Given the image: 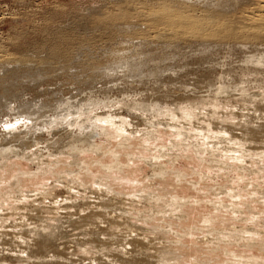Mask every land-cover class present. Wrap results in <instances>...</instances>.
Returning a JSON list of instances; mask_svg holds the SVG:
<instances>
[{"label": "rangeland", "instance_id": "374dc122", "mask_svg": "<svg viewBox=\"0 0 264 264\" xmlns=\"http://www.w3.org/2000/svg\"><path fill=\"white\" fill-rule=\"evenodd\" d=\"M132 1L137 2H134V4ZM132 1L0 0V121L2 119H6V117L3 115H7V113H9L13 118L14 116L22 115L24 110H21V106L23 105H28L27 107L31 108V110L35 112L38 111L39 113L37 112L36 114H38L39 118L41 117L40 122L38 121L39 123H37V126L35 127V130L37 128V132L32 130V133L36 132L37 135L40 134V140L30 144L31 147H26V151L23 148L17 147V153L21 152L22 155L20 153L21 156L15 158L13 157V154H11L10 156L12 159L10 158L7 160L5 166L0 168V180L2 179L0 181V183L2 182L1 184H3L4 180L9 182H14V180L16 181V178H20L22 180V184L20 183L18 188H8V185V187L6 186L7 188H3V186L0 184V186H2L0 187V196H4H2L1 199L2 204H0V210L2 209L3 211H0V214L4 216V219H8V221L4 224L0 222V226L2 225V227H0V258L6 259L4 263L2 261L0 264H17L13 262L11 257H26V254L20 255L18 252L20 251V248L15 242H19V244H22V242L19 240L17 241L16 234L22 230L26 231L32 228L35 225V221L31 220L28 223H22L21 219H19L21 215L26 217L33 216V218L41 217L42 219H46V223L52 226H56L58 223L57 225L60 226V231H64L63 233L65 234V238L62 239L61 242L59 241L57 243L58 247L55 249L56 251L63 253V258H60L59 262L74 260L79 264L81 261L78 262L79 259L77 257L83 256L87 258V260L82 264H92L93 262H90V260L93 257H100L102 260H100V262H103V264H117L118 262L121 263V260H113L114 258L111 255L112 253H108L106 255L102 254L100 256H95V254L88 255L80 252L81 248L79 249V247L76 251H74L77 240L86 241L90 238L89 236H84V230L90 229L91 231L93 230L98 232L100 227L101 229L107 228V224L103 223L102 220H96L99 223L97 222L96 225L91 228L88 226L85 228V226L80 230H74V228L71 227V224L68 222L70 221V223H73L75 221H79V217L88 216L91 212L95 214H103L105 221L114 220L116 218L115 216L120 214L118 210H114L116 207H124L125 209L129 210L131 214L129 223L133 224L137 228H141V230L139 229L137 232L131 233V236H129L127 232L129 230H127L125 225H123L120 228L118 227V230H111L113 231L112 233L106 231L104 236H101L105 241L113 240V235H117L119 239H122L125 248L118 246L117 250L122 252V254H125L126 250L133 252L132 254L130 253V255H123L124 259H131L130 257L132 256L140 258L141 262H138L139 264H160L154 257L157 254V251L161 248H170L178 256H181L184 258V260L186 259V262L184 261L182 264H194L196 262L197 264H210V262L211 264H228L227 262L232 258V253H234L233 256H246L245 254H247L246 257L264 258V250L262 247L264 244V222L262 223L264 220V218H262L264 217V199H260L259 196H256V198L253 200L251 197H255L252 194L253 191H258L259 189L264 191V173L260 172L256 167L246 164L245 167H247L249 171H235L233 169L226 170L221 169V167H216L215 164H212L211 157L208 155L200 153L198 156H194L195 154L191 151H187L188 153H186L184 149L177 148L172 149V151L166 150V148H168L170 145H173L171 141L176 139L172 137V135L176 134H172L170 129L168 130L163 127H160L158 130L154 129L158 139L156 141L154 140L155 142L153 141L147 144H144L143 141L138 139L140 136H134V134H131L133 135L131 137L132 139H130L126 144V148L119 146V144H121V139L118 141L115 139L113 140L106 134L99 133L98 135L94 136L93 141L95 145L97 147H101L104 152L99 153V155H95V153L92 154L91 152L79 154L76 158V161L67 155L58 154V152H56L58 155H56L55 152V154L51 153L55 155V157H52L53 155L50 154L48 147H52L53 149L55 147V149H57L59 146L61 147L63 145L61 152L64 151L67 153L70 152L69 145L73 144V140L71 138H67L68 133L64 134L65 137L63 134H60V131L63 132V130H61L62 127H59L58 129V127L50 128L46 125L49 120L55 118L54 116H56V114L57 116L65 114L64 109L66 106L65 103L67 102L74 104L76 103L75 100H77L78 103L85 105L87 108L89 100H99L97 102L103 103L101 105L97 104L100 105L97 106L98 108L87 109L88 112L84 114L89 113L93 115H101L104 113H112V116L117 114L121 116V118H125L131 122V114L125 108L121 109V107L118 105L120 103L118 102H124L127 100L124 103L128 104L129 102V104H131L132 101L137 102V100H140L154 104L163 103L168 105L179 101H182L184 104L188 102H194V100L196 101L197 97L201 98L202 96H207L205 93L206 89H203L205 83H202L206 81V77L209 79L213 73L214 78L218 79L221 78L222 74H225V79L227 81H232V77L226 75L224 72H229V74H231L233 72L232 68L236 69L238 66H243V64L240 63L241 61L236 58V54L231 51V49H228V47L222 50H213L206 54L201 53L196 49H186L189 53L187 55L180 54L182 57L179 55L177 58V55L172 52L173 49H175L174 46L171 49V47L165 45L168 43V41H166L164 38L163 40L167 42L165 43L162 41V39H159L158 37L160 35L157 34L158 31L156 32V30H152L156 33V35H151V38L149 34H153V32L148 29L150 28L148 21L145 24L142 23L146 15H148V17L155 18L157 14L162 11L161 9L163 7H160L161 5L158 4L159 0H139V2L138 0ZM166 1L172 2V0ZM194 1L195 0H193V2ZM218 1L220 0H200L202 4H208L207 6H211L212 4L214 5L215 2ZM142 2H144V4ZM124 4L126 5L124 6ZM136 4L137 7L135 6ZM206 4H203L205 5L204 7H206ZM122 6L123 9L121 8ZM142 11L143 13H140ZM124 12L129 14V19H131V21L125 19L124 21H121L122 19L119 20L116 18L117 16L124 14ZM132 17H134V19ZM154 18H145L144 20H152ZM138 19L142 22H138ZM134 22H136V24H134ZM126 23H131L134 27L143 25L144 28H133L126 25ZM129 27H131V29ZM153 27L155 28L156 26ZM124 28H126L125 30L130 31L126 32ZM160 28H162V26ZM104 29H107V32L104 31ZM137 30L139 34L141 33L140 35H137L138 33L134 34L137 32ZM143 31L145 33H143ZM148 36H150V40H153H149L150 42L147 40L145 41L146 37ZM139 37H141L140 39L143 37L144 41H139ZM141 42L146 44L143 43V45ZM147 43L151 44L148 45ZM154 43H156L157 46ZM157 43L161 44L158 45ZM126 44L129 47L131 46V50L126 46ZM189 46H191V44H189ZM121 50L123 51L121 52ZM124 51H128L129 53ZM212 53L214 54L211 55ZM202 56L203 59L200 61ZM205 56L209 57L205 58ZM22 59L28 61L19 63L22 61ZM208 70L215 71L211 72L210 75ZM249 77L251 79L255 78L251 76ZM249 77L247 76V78ZM255 90H253V92L258 91L257 89ZM237 94L238 93H235L234 95ZM190 96L192 97L189 98ZM72 97L75 99H71ZM238 98L239 96L232 97L231 101L236 102L240 99ZM85 103H87V105ZM242 103L243 102H239L240 105H243ZM8 105L14 106L15 110L13 112L7 110ZM58 106L60 109H58ZM262 106L263 104H261V107ZM235 108H238L233 109L238 118L233 120L234 122H231L233 129H236V131H234L232 128L230 129L232 134L234 133L241 137H243L245 134L248 135L245 138H249V135H253V133H251L252 128L254 129L255 134H259V136L256 138L254 137L255 139L251 142L253 144L251 146H263L264 108L263 111L243 110L240 107ZM137 116L142 115L137 114ZM137 116L133 117L134 119L132 121L135 125H131L130 128V130H133L135 133L137 129H142L138 128L139 126L136 125L138 123V120L136 119ZM69 118L72 119V116ZM244 121L247 122L244 123ZM42 124L45 125L42 126ZM49 131H52L53 134H51L52 132ZM129 133H132V131ZM81 138H83L82 135ZM7 141H10L9 145L13 144L12 146L14 147H16V144L18 145L16 141L10 139V136L8 137ZM4 144H7V142H4L3 145ZM9 145L7 144L6 147ZM156 148H164V150L167 152V155L162 158L163 160L160 159V157H156V159H158V161L163 164L162 169L168 172V175H166L163 179L150 178L152 175V168L149 166V164L152 162L151 160L154 159V155L158 154V152L155 150ZM111 151L118 152L120 154V156L116 155V157H119L117 160L114 159V155V157H112V155L107 154V152L110 153ZM23 153H30L27 155H31V157H28ZM48 154L51 156H48ZM40 155H43L40 157L42 159H40L39 162L42 166L38 167V160L36 161L35 156ZM25 156L26 160L24 159ZM42 162L44 164H42ZM55 162L61 163L57 164ZM73 162L79 163L78 166H72L71 164ZM153 164H158V162L154 163L153 160ZM106 165H116L115 167L118 169L114 171V174L107 173L106 170H104ZM83 167L86 169L79 172V169ZM41 169L43 172H40ZM105 174L110 176L112 179H104V183L102 184H106L108 187L112 188V191L109 194L116 193L119 195L117 197H119V200H123L122 205L119 204V206H115L116 203H114V205L111 207L107 203V198H103L106 200H103L102 198L97 199V197L92 194V192H98L95 189L97 187L94 185L95 181L98 178L105 177ZM176 174H182L184 180L181 179L180 181H177L178 179L176 180ZM23 175L25 178L22 177V179L20 176ZM125 177L126 180H122L125 179ZM110 180L115 181L112 182ZM118 180L121 181L119 182ZM116 181H118V183H116ZM253 186L256 187L254 188ZM220 187H224V189H220ZM16 189L22 194L23 197L21 198L25 199H22L24 204L22 201L18 204L15 202L16 199L14 196L21 195L16 193ZM221 190L224 192L226 191L227 194H222ZM41 191L46 193L45 195L47 197L40 195ZM233 192L239 193L240 198H242L239 200L241 204V213L237 215V221L232 217L225 215L227 213V210L225 209H222L220 212H217V210L215 211V205L213 206L212 204L213 202L220 200L225 204H231L232 198L228 195V193L233 194ZM149 194H156L157 197H161L165 200L175 197L182 199L186 204L188 203V205L182 209V216L184 217L181 218L183 219L180 218V221L175 217L174 218L176 220L174 218L164 219L161 215L159 216V214H157L160 213L158 212L160 209L157 204L159 203L161 207L163 202H156V200L144 201L143 199L142 201L140 198H136L137 196L143 195L144 197H148ZM215 195L219 196L216 197ZM187 200L190 201L187 202ZM74 203L75 205H84L83 207L79 208L80 210H78V208L74 209L67 207L69 205H73ZM106 204L107 206H105ZM228 208L230 207L228 206ZM52 209L54 210L52 211ZM82 209L85 211H81ZM74 213H76V215ZM259 214H261V216ZM207 216L208 218H206ZM254 216L257 217V220L252 224V222H250V217ZM51 217H60L62 218V222L59 223L54 222V220H49ZM23 218L25 219V217ZM209 218L212 219V225L210 226H212V228L215 230H220L221 232L226 230V232L228 231L230 233L231 231V233L237 234V229H240L239 231H241L246 228H252V230L256 232H261L262 235L260 234V236L262 237H257H260V239L263 241H261L259 238H256L254 241L255 244L250 241L252 244H249L250 247L245 241L239 242L240 240L229 243L228 245H222V247L217 245L214 246L213 244L210 246L208 242V238L210 237L208 234H206L204 230L205 226L203 225L205 219ZM258 218L261 219L259 220ZM243 219H246L245 222ZM173 220L176 223H174ZM65 221H67L68 224ZM116 221L119 223L124 222L121 219H116ZM248 221L250 225L247 224ZM13 224L16 228H11ZM23 224L26 225L23 227L20 226ZM63 224L64 226H62ZM154 226L162 227V229H165L166 227L165 230L170 231L171 234L169 233V235L168 231L166 235H155L154 233L149 232ZM199 226L201 227L199 228ZM120 230L123 233H120ZM176 231L179 232V236H177V233H175ZM248 234L250 235L249 232L245 235L247 236ZM183 235L187 237H184ZM239 235L243 236V234ZM180 237H182V240ZM134 238L137 240V242H142L144 247H135L130 243V245L127 244ZM256 240H260V242ZM6 241L9 243H7V245H2ZM261 242H263V244H260ZM246 244L248 245L247 248L245 247ZM87 245L85 247H87ZM22 246L24 245L22 244L21 247ZM115 249L116 248L114 247L110 250L118 254V251H114ZM224 254L229 256H224ZM52 255V253L48 254L49 257L45 259V261H53ZM30 262L33 263L38 261L36 259H32ZM19 264L27 263L25 262Z\"/></svg>", "mask_w": 264, "mask_h": 264}, {"label": "bare ground", "instance_id": "6f19581e", "mask_svg": "<svg viewBox=\"0 0 264 264\" xmlns=\"http://www.w3.org/2000/svg\"><path fill=\"white\" fill-rule=\"evenodd\" d=\"M134 2H137V1H134ZM138 2H139V0H138ZM144 2H142V3L144 4ZM133 3H131V4H133ZM126 4H124V6ZM137 4L135 5L136 7H137ZM158 4H160L161 5L160 7H163V8L161 9L162 11L160 13H158L155 18L154 17H148V15H146V17H144V19L145 18H149V19L154 18V19H152V20H147V19L144 20L143 19V22H142L141 21L142 18L140 17L141 20H139L140 19L139 18L138 22L141 21L142 23L145 24L148 21V25L150 27V28H148L149 30H151V31L156 30V32L158 31L157 34L160 36L159 37L157 36V37L159 39H162L163 42H165L163 40L165 38L166 41H168V43L165 42L167 44H165V43L164 44L167 45L168 47H171V49L174 46L175 49H173L172 52L177 55V58L180 54L187 55L189 52H187L186 49H189V50H193V49L195 50L196 49L197 51H200L201 53L206 54V53H210L213 50H222V49L228 47V49H231V51H233L236 54V56H237L236 58L241 61L240 63L243 64V66H238L236 69L232 68L233 72L231 74H229V72L228 73L224 72V73H226V75L232 77L231 79H233V80L227 81L225 79V74H222V73H221L222 75L220 74L221 78L216 77L218 79H215L213 73H212V76H210L211 72H214L215 70H213V71L208 70V72L210 73V75H209L210 77H209V79H208V77H206V81L202 82V83H205V86L203 89H206L205 93L207 96L206 97L202 96L201 98L197 97L196 101L194 100V102H188L185 104L182 103V101L181 102L180 101L174 102L171 105L163 104L162 102L161 103L163 105L162 104H154V103L144 102V101H140V100L139 101L137 100V102L132 101L131 104H129V102H128V104L124 103L127 100L124 102H118V103H120L118 105L121 107V109L125 108L131 114V118H130L131 122L125 118H121V116H119L117 114L112 116V113H107V114L104 113L101 115H98V114L93 115V114H89V113L84 114V113L88 112L87 109L98 108L97 106H100L103 103V102H97L99 100H97V101H90L89 100L88 101L89 104H88L87 108L85 105L78 103L77 100H75L76 103H74V104L67 102V103H65V105H66L65 109H64L65 114H63V115L59 114L60 116H57V114L55 113L57 117L54 116L55 118L52 120H49V122L46 125L49 126L50 128L58 127V129H59V127H62L61 130H63V132L60 131V134L64 135L65 133H68L67 138H71L73 140V144L69 145L70 146V148H69L70 152H67V153H65L64 151L61 152L63 145L61 147L57 146L58 147L57 149H55V147H54V149L52 147H48L50 154L54 153V152L55 153L58 152V154L67 155V156L71 157L72 159H75V161H76V158L78 157L79 154L91 152L92 154L95 153V155L96 154L99 155V153L104 152L103 149L101 147H97L93 141L94 136L98 135L99 133L100 134L104 133L107 136H109L110 138H112L113 140L115 139L118 141L121 139V144H119V146L124 148L126 146V144L129 142V140L132 139L131 137L133 135H131V134H134V136H136V135L140 136L138 139L143 141L144 144H147L149 142H153L154 140L156 141L158 139L154 129L158 130L160 127H163V128L168 129V130L170 129L172 131V134L173 133L176 134V135H172V137H174L176 139V140L171 141V143L173 145H170L168 148H166V150L172 151V149L177 148V149H184L186 151V153H188L187 151H189V152L191 151L192 153L195 154V155L193 154L194 156H198L200 153H202L204 155H208L209 157H211V163L215 164L216 167H219V168L221 167V169H226V170L233 169L235 171H246L248 169H247V167H245V165L249 164L252 167H256L260 172L264 173V145L263 146H251V145H253L251 142L254 141V139L256 137H258L259 134H255L254 129L251 128V133H253V135H249V138H245L248 135L244 134V136L241 137V136H238L234 133L232 134V132L230 131L231 128L233 129L231 122L238 118L237 115L235 114V112L233 111V109H238L235 107H240L243 110H253V111H258V110L263 111V108H264V0H220L218 2H215L214 5L212 4L211 6H207L208 4L203 3V4H206V7H204L205 5H203L202 2L196 3L194 1L192 3H189L188 1H184V0H182V1L172 0V2L171 1L169 2L166 0H159ZM126 7H124V8H126ZM131 7H133V6H131ZM121 8L123 9V6ZM127 9H128V7H127ZM138 10H139V8H138ZM127 11H125V12H127ZM118 12H120V11H118ZM125 12H124V14L117 16L116 18L119 20L122 19L121 21H124V19L131 21V19H129L130 18L129 14H126ZM140 13H143V11ZM130 14H132V13H130ZM134 17H132V18L134 19ZM144 21H146V22H144ZM114 22H116V21H114ZM127 22H129V21H127ZM134 24H136V22H134ZM123 25H124V23H123ZM126 25L131 26L133 28H138V29L144 28L143 25H139V26H135V27L132 26L131 23L130 24L126 23ZM148 25H146V26H148ZM153 26H156V27L154 28ZM161 26H162V28H160ZM114 27H116V26H114ZM131 27H129V28L131 29ZM151 27H153V28H151ZM125 29L126 28H124V30ZM106 30L104 29V31H106ZM111 30H113V29H111ZM125 31L128 32L130 30H128V31L125 30ZM152 32H153V34H151V33L149 34V32H148V34L150 36L156 35V33L154 31H152ZM122 33H123V31H122ZM137 33H138V30L134 34H137ZM143 33H145V32L143 31ZM140 34L138 33L137 35H140ZM150 36L146 37L145 41L146 40L149 41L152 38V36H151V38H150ZM124 37H125V35H124ZM128 37H129V35H128ZM136 37H138V36H136ZM126 38H125V40H126ZM140 38L141 37H139V39H138L139 41L144 39L143 37H142V39H140ZM152 40H150V41H152ZM156 40H158V39H156ZM151 43H149V44H151ZM144 44H146V43H144ZM154 44L156 45V43H154ZM157 44L160 45L161 43L160 44L157 43ZM189 44H191V46H189ZM126 46H127V44H126ZM127 47H129V46H127ZM151 48H153V47H151ZM112 49H114V48H112ZM159 49H161V48H159ZM123 50H121V52ZM126 50H127V48H126ZM130 50H131V48H130ZM117 51H118V49H117ZM128 51H124V52H128ZM114 52H115V50H114ZM215 53H217V52H215ZM117 54H118V52H117ZM213 54L214 53H212L211 55H213ZM206 56H205V58L209 57V56L208 57H206ZM154 57H155V55H154ZM129 58H130V56H129ZM202 59H203V56L200 59V61ZM153 60H155V59H153ZM25 61L27 62L28 60L22 59V61L19 63H22V62L24 63ZM21 65H24V64H21ZM142 66H143V64H142ZM96 67H97V65H96ZM152 67H154V66H152ZM166 67H168V66H166ZM136 68H138V67H136ZM134 70H136V69H134ZM129 71H130V69H129ZM133 76H135V75H133ZM247 76L248 77L251 76V77H255V78L251 79L250 77L247 78ZM85 85H87V84H85ZM255 89H257L258 91L253 92V90H255ZM201 92H202V90H201ZM234 92L238 93V94L234 95L235 94ZM232 93H234V94H232ZM196 96H197V94H196ZM235 96H239L240 99L238 98L239 100H237L236 102L231 101V98L235 97ZM191 97L192 96H190L189 98H191ZM73 98L74 97H72L71 99H73ZM178 98H179V96H178ZM233 99H235V98H233ZM84 100H85V98H84ZM184 100H185V98H184ZM190 100H192V99H190ZM239 102H243L242 103L243 105H240ZM85 104L87 105V103H85ZM97 104H100V105H97ZM115 104L117 105L116 102H115ZM261 104H263L262 107H261ZM11 105L7 106V110H9L10 112H13L15 110V107L11 106ZM27 106L26 105L21 106V108H22L21 110H24L23 113H26V114L22 113V115H17V116H14V118H13L12 116H10L9 113H7V115H3L4 117H6V119L1 118L2 120L0 121V126H1V128H0V168H3L5 166V163L7 160H9L10 158L12 159V157L10 156L11 154H13V157H15V158L22 155V153L20 151L19 152L21 153V155H20V153H17V149H16L17 147L23 148L26 151L27 148L31 147L30 144L36 142L37 140H40L39 139L40 134L39 135L36 134L37 128L35 130V127L37 126V123L40 122L41 117L39 118L38 114H36L38 111L35 112ZM249 106H251L253 108H251ZM2 108H5V107H2ZM83 108H85V109H83ZM58 109H60V107ZM7 110H5V111H7ZM54 110H55V108H54ZM29 111H30V113H29ZM80 112H83V113H80ZM137 114H140L142 116H137ZM70 116H72V119L69 118ZM134 116H137V118L136 117L135 118L138 120V123L136 125L139 126L138 128H140V129L142 128L141 130L137 129L136 133L133 130H130L131 125H135L134 122L132 121L134 119L133 118ZM245 122H247V121H244V123ZM43 125H45V124H42V126ZM32 130H35L36 132L32 133ZM144 130H146V131H144ZM233 130L236 131V129H233ZM130 131H132V133H129ZM49 132H52V131H49ZM51 134H53V132ZM56 134H58V133H56ZM56 134H55V136H56ZM81 135L83 136V138H81ZM7 136L8 137L10 136V139H12L13 141H16L18 143V145L16 144V147L12 146L13 144L9 145L10 141H7L8 140ZM66 136H67V134H66ZM64 137H65V135H64ZM4 142H7V144L9 146L6 147L7 144L3 145ZM146 147H148V146H146ZM144 149H145V147H144ZM147 150H149V149H147ZM155 150L158 152V154L154 155L153 160H154V163L158 162V164H153V160H151L152 162L149 164V166H151V168H152V175L150 178L151 179L152 178H158V179L162 178L163 179L166 175H168L167 174L168 172L164 171L162 169L163 164L161 162H159L158 159H156V157H160V159H162L167 155V152H166V150H164V148H162V149L156 148ZM111 152L110 153L107 152V154L112 155V157L115 156L114 159L117 160L119 157H116V155L120 156V154L118 152H112V153ZM23 154H25V153H23ZM27 154H30V153H27ZM27 154H25V155H27ZM33 154H34V152H33ZM50 154H48V156L53 155V154H51V155ZM58 154L56 153V155H58ZM42 156L43 155L35 156L36 161L38 160L37 161L38 167L42 166L39 163L40 159H42L40 157H42ZM28 157H31V155ZM52 157H55V155H53ZM198 158H200V157H198ZM19 159H21V158H19ZM24 159L26 160V156ZM55 163L60 164L61 162L60 163L55 162ZM42 164H44V163L42 162ZM78 164L79 163H77V162H73L71 165L72 166L74 165L76 167V166H78ZM115 166L116 165H114V166H107L106 165L105 168L104 167L103 168H104V170H106L107 173H113L114 174V171L118 169ZM235 168H237V169H235ZM85 169L86 168L83 167V168L79 169V172L84 171ZM4 171H6V170H4ZM40 172H43V170L41 169ZM100 174H103V173H100ZM194 174H196V173H194ZM20 177L22 178V177H24V175L20 176ZM176 177H177L176 180L178 179L177 181H180L181 179H183L182 174L181 175L176 174ZM109 178H111V177L106 175V174H105V177L98 178L95 181L94 185L97 186L95 189L99 193L95 191V192H92V194H94V196H96L97 199L107 198V200H108L107 203L111 207L114 205V203H116L115 206H119V204L122 205L123 200H121V199L119 200V197H117L119 195H117L116 193L109 194V193H111L112 188L108 187V185H106V184L105 185L102 184V183H104V179L109 180ZM205 178H206V176H205ZM115 180H116V178H115ZM115 180H113V181H115ZM122 180H126V177H125V179H122ZM110 181H112V180H110ZM118 181H116V183H118ZM20 183L22 184V180L20 178H16V181L14 180V182H11V181L9 182L7 180H4L3 184H1V185L3 186V188L6 187L7 185L9 186V187L7 186L8 188H10V187L18 188ZM105 183H106V181H105ZM2 186H0V187H2ZM120 186H121V183H120ZM253 187L255 188L256 186H253ZM220 189H224V187H220ZM16 193L21 194L17 191V189H16ZM221 193L227 194L226 191L225 192L222 191ZM9 194H11V193H9ZM45 194L46 193H44L42 191L40 193V195H42L43 197L44 196L47 197ZM252 194L255 196V197L251 196L253 198V200H254V198H256V196H259L260 199H264V191L261 189H259L258 191H253ZM228 195L232 198L231 204H229V205L225 204L221 200L215 201L212 204H213V206L215 205V207H214L215 211L217 210V212H220L222 209L223 210L225 209V210H227V213L226 214L224 213V214L232 217L233 219H235L237 221V215L239 213H241L240 212L241 204H240L239 200L242 198H240V194L236 193V192L235 193L233 192V194L228 193ZM2 196H0V204H2V200H1ZM17 196H14L16 199L15 202H17V204H18L19 202L22 201L24 204L23 200H25V199L21 198V197H23L22 194L20 196L19 195H17ZM217 196H219V195H217ZM26 197H28V196H26ZM226 197H228V196H226ZM251 197H249V198H251ZM136 198H140V200L143 199L144 201L145 200L146 201L156 200V202L157 201L163 202V205H161V207H160L159 203L157 204V206H159V209H160V211H158L160 213H157V214H159V216L161 215L162 218H164V219L165 218L172 219L175 217V218H177V220L179 219V221H180V218L184 217V216H182V209L188 205V203L186 204L185 201H183L182 199L171 197L170 198L171 200L170 199L165 200L161 197H157L156 194H153V195L149 194L148 197H144V195L143 196H137ZM103 200H106V199H103ZM188 201H190V200H187V202ZM156 202H155V204H156ZM201 203H203V202H201ZM17 204H15V205H17ZM83 205H80V204L75 205V203H74L73 205H69L67 207L74 208V209L78 208V210H80L79 208L83 207ZM105 206H107V204ZM228 206L230 208H228ZM15 210H17V209H15ZM53 210L54 209H52V211ZM114 210H118L120 212V214H117L115 216L116 218L114 220L105 221L103 214H100V213L95 214V213H92L90 211L91 213L89 215L87 214L88 216L79 217V221L74 220L75 222H73V223H70V221H68L69 224H71L70 226L73 227L74 230L75 229H79V230L83 229L85 226H86L85 228H87V226L89 228H91L94 225H96V223L98 222L96 220H102L103 223L107 224V228L102 227L103 229H101V227H100V229H98V232H95L93 230L91 231L90 229L84 230V233H85L84 236H86V237L89 236L90 238L86 241H78L77 240L75 243L74 251H76L79 247V249L81 248L80 252H82L84 254H88V255L89 254H95V256H97V255L100 256L102 254L106 255L108 253H112L111 255L114 258L113 259L114 261L115 260H118V261L121 260L122 261L121 263H119L117 261L119 264H139L138 262H141L140 258L132 257V256L130 257L131 259H124L123 258V255H130V253L132 254L133 252L126 250L125 254H122V252L117 250L118 246L124 247V242L122 241V239H119V237L117 235H113L114 239L111 241H105L101 237V236H104V233L106 231H108L109 233H112L113 231L118 230V227L120 228L123 225H125V228L127 230H129V231H127L129 236H131V233H135L139 229L141 230L140 227L137 228L133 224L129 223V220L131 217L129 210L125 209L124 207H122V208L116 207ZM0 211H3V210L1 209ZM81 211H85V210L82 209ZM74 214L76 215V213H74ZM187 214H189V213H187ZM257 215H255V216H257ZM259 215L261 216V214H259ZM227 216H226V218H227ZM255 216L250 217V220H251L250 222H252V224H253V222L255 223V221L257 220L258 216L257 217H255ZM3 217L4 216L0 214V222L2 224L6 223L8 221V219H4ZM23 217H25V219ZM206 218H208V216ZM262 218H264V217H262ZM19 219H21L22 223L23 222L28 223L29 221L34 220L35 221L34 224L36 226L33 224L34 226L32 228H30L26 231L21 229L22 231H20L16 234L17 241L19 240L24 245L21 247L22 244H19V242H15L17 244V246L20 248V251H18V252L20 253V255L26 254L27 258L26 257L21 258L23 256L11 257L13 262H15L17 264L25 263V262L27 264H76L77 263V261H74V260H68L66 262L65 261L59 262V259L63 258V253L58 252L55 249H57V247H58L57 243L59 241L61 242V240L65 238V234L63 233L64 231L63 232L60 231V226L57 225L58 223L56 224V226H54V225L52 226V225H49L48 223H46V221H47L46 219H42L41 217L33 218V216L32 217H30V216L26 217V216L21 215V217H19ZM116 219H121L124 222L119 223L118 221H116ZM181 219H183V218H181ZM49 220H54V222H59V223L62 222V218H60V217L59 218H52L51 217ZM228 220H230V219H228ZM240 220H242V219H240ZM245 220L243 219L244 222H245ZM146 221H147V219H146ZM203 221H204V219H203ZM65 222H67V221H65ZM68 222H67V224H68ZM171 222H172V220H171ZM173 222H174V220H173ZM263 222H264V220L262 221V223ZM146 223H148V222H146ZM174 223H176V222H174ZM213 223H214V221H213ZM37 224H39V225H37ZM64 224L62 226H64ZM168 224H170V223H168ZM247 224L250 225L249 221ZM24 225H26V224H23L20 226L23 227ZM178 225H180V224H178ZM203 225L205 226L204 230H205L206 234H208L210 237V238L205 237V238H208V242H209L210 246H211V244H213L214 246L217 245L219 247L220 246L222 247V245H228L229 243L236 242L239 240H240L239 242L245 241L248 245L249 244L252 245L250 241H252L254 243L256 238L260 239V237H262V236H260L261 232H256V231L252 230V228L251 229L246 228V229L241 230V231H239L240 229L239 230L237 229V231H238L237 234L236 233L233 234V233H231V231H230V233L228 231L226 232V230L224 232H221L220 230H215L212 228V226H210V225H212V219H210V218L205 219ZM0 227H2V225ZM200 227L201 226H199V228ZM11 228H16V227L13 224V226H11ZM176 228H177V226H176ZM165 229H166V227H165ZM165 229H162V227H159V226H154V227H152V230H150L149 232L154 233L155 235H159V234H161V235L165 234L166 235L168 230L166 231ZM111 230H113V231H111ZM169 230H171V229H169ZM194 230H195V228H194ZM235 231H236V228H235ZM119 232L123 233V232H121V230ZM193 232H195V231H193ZM248 232L250 233V235L248 234L246 236L245 234ZM169 233H170V231H168V234ZM175 233H177V236H179L178 231H176ZM187 233H189V232H187ZM262 233H263V231H262ZM189 234H187V235H189ZM239 234H243V236L239 235ZM2 235H4V234H2ZM7 235H9V234H7ZM244 236H246L247 238ZM257 236H260V237H257ZM184 237H187V236H184ZM180 238L182 240V237H180ZM84 239H86V238H84ZM2 240H4V239H2ZM260 240H256V241L260 242ZM126 241H128V240H126ZM261 241H263V240H261ZM7 243H9V242L6 241L5 243H3V244L1 243V244L7 245ZM129 243L135 247H144L143 243L137 242V240L135 238L132 239V241H129L127 244H129ZM176 244H177V242H176ZM247 244L245 246L246 248L248 247ZM260 244H263V242H261ZM86 245H87V247H85ZM250 245H249V247H250ZM114 247L116 248L114 251H118L117 252L118 254L114 253L112 251L113 249L110 250L111 248H114ZM227 247H229V246H227ZM262 247L264 250V244ZM106 250H108V251H106ZM222 251H224V250H222ZM80 252H78V253H80ZM50 253L53 254L52 255L53 261H51V260L45 261V259H47L49 257L48 254H50ZM233 254L234 253H232V258L229 259V261L227 262L228 264H264V258L263 257L262 258H260V257H246L247 254H245L246 256H244V255L233 256ZM225 255L226 254H224V256ZM226 256L228 257L229 255H226ZM77 258L79 259L78 262L81 261L79 264H82L87 260V258H85L83 256H79ZM154 258L160 264H182V263H184V261L186 262V259L184 260V258H182L181 256H178L170 248H161L160 250L157 251V254L155 255ZM196 258H197V256H196ZM32 259L33 260L36 259L38 262L31 263L30 261ZM12 260H10V261H12ZM100 260H101L100 257H93V258H91L90 262H93L92 264H103V262H100ZM227 260H228V258H227ZM2 261L4 263V261H6V259L0 258V263ZM113 263H115V262H113ZM194 264H197V262ZM210 264H211V262H210Z\"/></svg>", "mask_w": 264, "mask_h": 264}, {"label": "clouds", "instance_id": "9594fccd", "mask_svg": "<svg viewBox=\"0 0 264 264\" xmlns=\"http://www.w3.org/2000/svg\"><path fill=\"white\" fill-rule=\"evenodd\" d=\"M188 2H189V3H192V2H193V0H188ZM195 2L199 3V2H200V0H195Z\"/></svg>", "mask_w": 264, "mask_h": 264}]
</instances>
